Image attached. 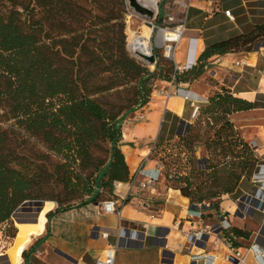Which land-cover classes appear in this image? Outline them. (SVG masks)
Here are the masks:
<instances>
[{
    "label": "trees",
    "instance_id": "16d2710c",
    "mask_svg": "<svg viewBox=\"0 0 264 264\" xmlns=\"http://www.w3.org/2000/svg\"><path fill=\"white\" fill-rule=\"evenodd\" d=\"M88 1L0 0V122L13 121L0 126V225L11 226L13 211L24 201L42 199L45 183L62 184L67 194L77 190L83 197L74 205L48 198L57 206L47 219L55 211L113 196L114 183L128 179L120 149L122 122L150 100L154 81H173L176 86L191 82L212 55L250 51L264 41L263 21L247 33L208 42L197 64L185 71L158 54L149 70L123 46L114 51L107 30L95 28L93 19L101 17L91 16ZM130 83L128 104L107 106L99 101L100 95ZM251 107L252 102L222 86L199 106L177 141L159 134L151 158L155 153L175 157L172 162L160 158L162 175L189 199L191 209L204 202L218 209L222 194L236 193L242 177L247 189L259 172L263 162L229 119L232 112ZM19 139L42 146L34 152L39 163L18 155ZM100 142L108 144L103 157L93 154ZM198 145L205 149L203 158L195 154ZM238 236L247 238L249 232L223 229L222 237L234 248Z\"/></svg>",
    "mask_w": 264,
    "mask_h": 264
},
{
    "label": "crops",
    "instance_id": "0c3cea01",
    "mask_svg": "<svg viewBox=\"0 0 264 264\" xmlns=\"http://www.w3.org/2000/svg\"><path fill=\"white\" fill-rule=\"evenodd\" d=\"M225 10H230L232 19ZM159 19L167 27L183 25L184 43L175 56L176 65H183L188 47L196 57L208 42L247 33L261 24L264 0H161ZM222 86L252 102L250 109L232 112L229 119L263 164L247 189L242 177L236 193L219 197L218 209L212 203H199L196 215L189 199L163 178L162 168L150 154L161 133L177 141L194 121L191 104H206ZM177 87L178 94L169 99L153 91L145 105L123 120L120 149L128 179L114 183L113 196L55 211L49 219L46 214L56 208L54 201H24L12 214L17 230L12 259L0 258L2 264H95L108 247H114L113 264H229L224 259L230 251L223 231L216 235L205 230L221 216L226 227L249 232L247 238L236 237L237 248L245 255L241 264H264L257 256L264 252V193L252 194L264 189V41L250 51L212 55L201 76ZM195 149L198 158L206 155L202 145ZM150 176L157 177L155 187L140 190L138 182ZM132 180L136 184L131 187ZM109 198L117 201L118 212L102 210V202ZM193 232L197 236L191 244L187 236Z\"/></svg>",
    "mask_w": 264,
    "mask_h": 264
},
{
    "label": "rangeland",
    "instance_id": "374dc122",
    "mask_svg": "<svg viewBox=\"0 0 264 264\" xmlns=\"http://www.w3.org/2000/svg\"><path fill=\"white\" fill-rule=\"evenodd\" d=\"M85 6L91 10V16L97 15L101 17V20H104V22H101V20L99 19L97 20V18L93 19L94 22L98 24L95 26L96 29L105 28V30H107L105 31V34L109 37L110 43L112 44L114 51L120 52L123 46L124 51L130 57L139 61L143 66H145L149 70L154 69L155 63L148 64L144 60L136 57L135 55L131 53L130 47H129V36H130L131 29L139 30L141 26L145 24L144 23L145 21L152 22L153 28H151V31L149 32L148 39H149V43H150L153 54L161 55L164 59H167L168 61H171L174 64H176L175 58L166 57L164 55L163 48L160 46H157V44L159 45L162 43V34L159 32V28L165 27L163 24H161L160 19H159L161 0L158 1L157 14H155V12H153L152 10L153 15L150 18H147L143 14L135 11L134 8L129 5L128 0H100L99 2L89 0L87 3H85ZM183 43H184L183 39H181L177 43L176 53L181 50ZM188 51H189V47L187 49L186 57H187ZM199 54H197L195 57V65L197 64V59L199 57ZM182 71H185V70H182ZM204 71H205V67H204L203 72ZM203 72L200 74V76L203 74ZM206 80L209 81L208 79ZM164 81L166 80H161V79L155 80L154 84H156V87L153 91L155 92L158 86H165L166 88V84L164 83ZM132 84L133 83L121 85L117 87V90H114V91L112 90L109 93H106L105 95H102V96L100 95L98 99L104 105H107V106H109V104H118V105L128 104L130 98L132 97ZM159 84H162V85H159ZM155 94L157 93L155 92ZM12 123L13 121L0 122V126L5 127ZM20 142L21 140L19 139V143ZM171 142H174V141H171ZM107 147H108V144L106 142H100L98 147L94 148L93 154L98 157H103L105 154L104 150ZM16 150H17L18 155L26 156V159L29 162H33V163L40 162L39 160L35 158V155H34L36 152L42 151V146L40 144L37 143L34 146L29 142L20 143V145L17 147ZM162 157H164V159H162L163 162H172L174 161V158H175V157L164 156L163 153H155V155H152V158L160 164H162L160 160V158ZM45 166H46L47 171H52V167L49 166V164L45 163ZM163 168L164 166L162 167V170ZM40 190H41L40 191L41 194L43 195V198L39 200H45V199L49 200L48 198L54 197L55 199H62V200L67 199L68 201H66L65 204L74 205V204L79 203L83 199V197L80 195V193L77 190L76 192L67 194L62 184L45 183L41 185ZM247 191L252 192L253 188ZM235 197H236V194L233 195L234 199ZM10 219H11V226H9L8 224L0 225V234L6 233V231H7L6 234L8 235L14 233V236L11 237L8 244H6L5 247L0 250V258L2 259V261H6L5 259L6 256L8 257L10 261L12 259L11 245L13 244V238L15 237L17 230L15 227V220L12 217V215ZM0 264H2L1 261H0Z\"/></svg>",
    "mask_w": 264,
    "mask_h": 264
},
{
    "label": "built area",
    "instance_id": "2783aa9c",
    "mask_svg": "<svg viewBox=\"0 0 264 264\" xmlns=\"http://www.w3.org/2000/svg\"><path fill=\"white\" fill-rule=\"evenodd\" d=\"M155 14H157V11L155 12ZM224 14L226 16H228L229 18H233L232 15L230 14V10H225ZM168 21H173V17L172 16H168L167 17ZM160 29H171L173 31H178L179 29H181V32L179 33V36L177 39H169V40H165L163 41L161 44H157V46H160L163 48V52L164 55L168 58H175V54H176V49H177V43L181 40L182 38V32H183V25H177L175 27H167L165 26L164 28H159ZM191 49V48H190ZM190 49L188 51L187 54V59L185 64L183 65H176L175 64V69L178 71H182V70H186L191 68L193 65H195V57L194 59L190 62L189 61V53H190ZM195 53V52H194ZM238 63V62H237ZM178 90L179 88L173 84V81H169L165 86H158L155 90V92L163 97H165L166 99H169L171 96H174L176 94H178ZM185 98H187L185 96ZM192 110H191V116L195 117L196 113L198 111L199 105L196 103H192ZM138 118L142 119L143 115L142 114H138ZM159 167H163L162 164L158 163ZM169 177H171L169 175ZM157 182V177L155 176H150L145 180H141L138 182L137 186L139 187L140 190H146V189H153L156 185ZM135 180H132L130 183V186H134ZM258 193H264V189H257L256 192L254 193L255 195H257ZM139 204L141 207H145V203L144 201L140 200ZM101 208L103 211L105 212H118V208H117V201L114 198H109L105 201L102 202L101 204ZM199 210H200V206L199 204L196 206V208L193 210L194 213L196 215H199ZM245 213H242V216H245ZM227 224V220L224 216H221L220 220L218 221V223H216L215 225L212 226H208L207 228H205L206 231L211 232L213 234H220L223 229L226 227ZM197 236V232H193L190 233L187 236V240L189 243H193L194 240L196 239ZM11 239L10 236H8L6 233H1L0 234V250L3 249L5 247L6 244H8L9 240ZM227 248L229 249L230 253L225 255L224 259L229 263V264H241L245 258V255L239 250V248H234L230 245V243L223 237ZM257 256L259 257V259L261 260V262H264V252H260L257 254ZM114 261V247H108L103 251V254L100 258H98L96 260L95 264H113Z\"/></svg>",
    "mask_w": 264,
    "mask_h": 264
},
{
    "label": "bare ground",
    "instance_id": "6f19581e",
    "mask_svg": "<svg viewBox=\"0 0 264 264\" xmlns=\"http://www.w3.org/2000/svg\"><path fill=\"white\" fill-rule=\"evenodd\" d=\"M143 8H147L156 12L158 9L159 0H135ZM145 19V18H144ZM139 30H130L129 36V47L132 54L136 55L137 52L149 54L151 52V46L149 43V32L151 27L147 21L144 22ZM159 32L162 34V42L169 39H177L181 29L173 31L171 29H160ZM195 57L194 49H190L189 61L191 62Z\"/></svg>",
    "mask_w": 264,
    "mask_h": 264
},
{
    "label": "water",
    "instance_id": "95a60500",
    "mask_svg": "<svg viewBox=\"0 0 264 264\" xmlns=\"http://www.w3.org/2000/svg\"><path fill=\"white\" fill-rule=\"evenodd\" d=\"M128 1H129V5L131 7H133L135 11L143 14L147 18L152 17V15H153L152 10L141 7V5L138 4L135 0H128ZM147 23H148V25L151 28H153L152 22H147ZM135 56L140 58V59H142V60H144L148 64H154L155 63V56H154V54L152 52V49H151V52L149 54H145V53H142V52H137ZM31 200H38V199H31ZM17 208L13 211V213L17 210Z\"/></svg>",
    "mask_w": 264,
    "mask_h": 264
}]
</instances>
